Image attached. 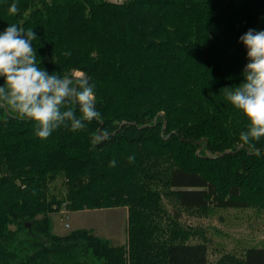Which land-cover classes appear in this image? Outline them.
Masks as SVG:
<instances>
[{
    "label": "trees",
    "instance_id": "1",
    "mask_svg": "<svg viewBox=\"0 0 264 264\" xmlns=\"http://www.w3.org/2000/svg\"><path fill=\"white\" fill-rule=\"evenodd\" d=\"M11 24L34 30L49 74L89 78L102 120L41 139L35 121L0 108V264H209L206 232L183 212L264 211V138L259 154L242 144L249 121L222 90L244 82L240 37L264 30V0H0V33ZM65 204L127 208L128 244L55 234ZM213 264H264V248Z\"/></svg>",
    "mask_w": 264,
    "mask_h": 264
},
{
    "label": "clouds",
    "instance_id": "2",
    "mask_svg": "<svg viewBox=\"0 0 264 264\" xmlns=\"http://www.w3.org/2000/svg\"><path fill=\"white\" fill-rule=\"evenodd\" d=\"M18 12V5L12 3L9 13ZM36 39L34 30L16 24L0 33V77L4 78L0 108H9L35 121V135L41 139H47L62 126L70 125L72 131L84 130L86 122L101 121L102 114L95 104V85L82 73L78 77L61 76L38 66L33 48ZM240 42L247 48L249 61L243 71L244 82L222 90L227 101L249 121L240 133V141L250 152L259 154L255 142L264 138V30L249 29ZM128 159L132 162L135 157ZM115 165V160L110 162V166Z\"/></svg>",
    "mask_w": 264,
    "mask_h": 264
},
{
    "label": "rangeland",
    "instance_id": "3",
    "mask_svg": "<svg viewBox=\"0 0 264 264\" xmlns=\"http://www.w3.org/2000/svg\"><path fill=\"white\" fill-rule=\"evenodd\" d=\"M111 3H123L127 0H107ZM81 73H77L79 76ZM57 197L65 195L62 179L50 186ZM173 212V206L168 204ZM53 232L59 236L80 229L91 230L96 236L107 239L113 246L128 244V209L71 212L66 204L51 216ZM179 220L185 226L202 228L206 232L210 246L209 264L224 253L243 254L252 247L264 248V211L245 210L215 213L206 218L189 216L183 212Z\"/></svg>",
    "mask_w": 264,
    "mask_h": 264
},
{
    "label": "water",
    "instance_id": "4",
    "mask_svg": "<svg viewBox=\"0 0 264 264\" xmlns=\"http://www.w3.org/2000/svg\"><path fill=\"white\" fill-rule=\"evenodd\" d=\"M75 77H78V76H75Z\"/></svg>",
    "mask_w": 264,
    "mask_h": 264
}]
</instances>
